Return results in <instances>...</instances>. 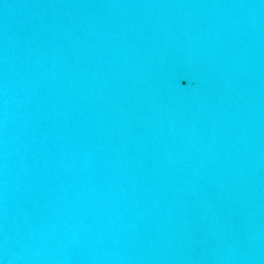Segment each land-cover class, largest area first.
Returning <instances> with one entry per match:
<instances>
[{"label":"water","instance_id":"obj_1","mask_svg":"<svg viewBox=\"0 0 264 264\" xmlns=\"http://www.w3.org/2000/svg\"><path fill=\"white\" fill-rule=\"evenodd\" d=\"M0 264H264V0H0Z\"/></svg>","mask_w":264,"mask_h":264}]
</instances>
